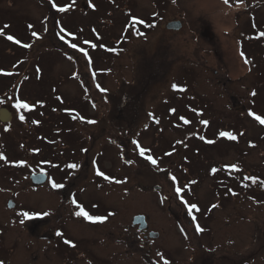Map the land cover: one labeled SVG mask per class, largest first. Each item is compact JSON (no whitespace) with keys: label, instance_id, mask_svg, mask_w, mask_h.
Listing matches in <instances>:
<instances>
[{"label":"rangeland","instance_id":"374dc122","mask_svg":"<svg viewBox=\"0 0 264 264\" xmlns=\"http://www.w3.org/2000/svg\"><path fill=\"white\" fill-rule=\"evenodd\" d=\"M172 20L181 27L166 28ZM206 26L212 39L201 34ZM0 28V119L7 121L0 124V218L13 221L9 264H37L38 241L27 238L21 221L37 218L43 205L68 219L75 182L99 202L97 187L105 183V234L125 230L123 244L132 246L126 253L109 239L104 264H149L127 231L138 213L161 234L153 246L168 248L169 264L185 255L183 225L172 213L215 231L208 218L237 213L238 261L252 254L246 222L251 213L264 218V125L248 113L264 117V0H0ZM18 100L30 108H17ZM234 163L237 169L228 167ZM38 170L51 187H66L32 184ZM219 195L221 211L212 207ZM188 204L199 211L190 215Z\"/></svg>","mask_w":264,"mask_h":264},{"label":"flooded vegetation","instance_id":"af4514ba","mask_svg":"<svg viewBox=\"0 0 264 264\" xmlns=\"http://www.w3.org/2000/svg\"><path fill=\"white\" fill-rule=\"evenodd\" d=\"M208 39H212L210 27H204V31L201 33ZM10 121V120H9ZM2 124V121H0ZM6 123H3V125ZM5 127V126H4ZM3 129V128H2ZM1 132V131H0ZM236 163V162H235ZM234 163V164H235ZM222 165V164H221ZM226 164H224L225 166ZM223 166V165H222ZM38 172L45 174V180L37 184L39 187L47 186L53 192L61 191L63 189H54L51 185H48V174L44 171L38 170ZM105 173V171H104ZM76 185L72 186V190L69 191V196L76 201L73 203L69 217H62L57 207L52 208L53 211H48V206H41L39 210V216L33 219H26L23 222L21 228L27 233V238L31 240L36 238L38 241L37 255L34 256V261H38L37 264H95L94 261H101L105 263V244L109 239L118 243V247L124 248V252L132 246H126L123 243L126 239L123 237V232L118 231L115 235L112 232L105 234V221L104 222H90L84 217H77L76 211H79L77 204L83 206L84 210L93 216H105V183L103 186L97 187L99 190L98 200H89L86 196L87 186H79L80 182H75ZM68 196V197H69ZM221 197V198H220ZM88 199V201L86 200ZM252 201V197H249ZM222 196L219 195L216 207L219 211L222 210ZM14 202L8 199V204ZM229 203V202H228ZM55 204V203H54ZM229 204H232L231 202ZM234 204V203H233ZM60 207V204H58ZM71 207V204H70ZM49 213L45 216L43 213ZM4 216V215H3ZM174 219L178 221V224L183 225L180 230V242L185 250V255L182 256V263L180 264H264V218L257 220L255 215L251 213L250 218L247 217L249 247L252 254H248L245 261H238L236 250V228H237V213H217L215 218H208V226L215 221L218 229H204L208 234L203 232H197L196 224H201L196 219H189L186 214L183 215L173 214ZM176 216V217H175ZM66 217V218H65ZM243 217V216H242ZM3 218V217H2ZM12 218H0V261L3 264H9L13 258L14 241L13 234L9 230V224H13ZM5 220V222H3ZM147 221V219H146ZM258 221V222H256ZM132 223V222H131ZM183 223V224H182ZM140 224L132 223L134 227L132 230H127L128 233L132 231L134 233L133 245L135 248L145 249V260L149 261V264H164L166 258V251H169L165 246H153L154 241L159 240L161 234L155 230L148 229V223L145 228H140ZM185 225V226H184ZM23 231V230H22ZM32 232V233H31ZM57 233H60L58 235ZM177 238V237H176ZM66 240L72 241V244L65 243ZM113 243V246L117 245ZM27 250L29 244L25 245ZM83 251V252H82ZM165 251V252H164ZM253 251L257 252V255L253 254ZM85 253V255H82ZM127 253V252H126ZM133 255H138L139 250H131L129 252ZM160 255H157V254ZM29 252L23 254V261L29 258ZM263 259L260 262H255V257ZM170 262V261H169ZM168 262V264H169Z\"/></svg>","mask_w":264,"mask_h":264},{"label":"snow or ice","instance_id":"6c2138e0","mask_svg":"<svg viewBox=\"0 0 264 264\" xmlns=\"http://www.w3.org/2000/svg\"><path fill=\"white\" fill-rule=\"evenodd\" d=\"M224 2H225V3H228V0H224ZM69 7H70V6L59 7L58 10H59L60 12H65V11L68 10ZM93 7H94V5H93ZM133 19L135 20V17H134ZM139 23H144V22L141 20V21H139ZM7 27H8V25H5V26H4V28H7ZM28 27L31 28L32 25H29ZM4 28H0V35H3V34H4ZM61 31L63 32L64 29H61ZM31 34H32V36H37V33H36L35 31H33ZM68 35H69V36H72L73 34H72V33H68ZM260 35H261V36H264V33H261ZM60 38H61V39H64L63 36H61ZM7 39H8V40H14L15 38H14L12 35H8V36H7ZM15 43L20 44L21 41L18 40V39H15ZM85 43H88V41H85ZM23 46H24L25 48H29V47H31V45H29V44H24ZM71 47L75 49V48H77V44L72 43V44H71ZM93 47H95V45H93ZM79 51L82 52V53H84L85 56L88 55L87 51H86L84 48H79ZM241 55L243 56V53H241ZM244 62H245L246 64L249 63V61H248L247 59H245ZM98 87H99V86H98ZM172 87L175 89V88H177V85L173 84ZM101 91H106V90H105V89H101ZM253 95H255L254 92H253ZM16 107H17V108L28 109V108H30V105H29L27 102H22V101H19V100H18V101L16 102ZM173 111H174V110H173ZM248 114H249L250 116L254 117V119H255L256 121H258L261 125H264V117H262V116H260V115H257L256 113L251 112V111H250ZM24 119H25L24 115H21V116H20V120L23 121ZM181 119H184V118L181 117ZM87 122H88V123H95V121H92V120H89V121H87ZM184 123L187 124V123H190V121L184 119ZM200 123L207 125V124H208V121H206V120H201ZM219 135H220L221 137H228V138L231 139V140H235V139L237 138L235 135H233L232 133H229V132H220ZM200 138H201L202 140L204 139V137H200ZM208 143H213V141H208ZM146 151H148V150L145 149V148H140V155H141V156H144ZM168 155H170V153H168ZM0 158H3L2 154H0ZM147 159L151 162V164H153V165H156V164H157V160L154 159L152 156H150V155L147 156ZM128 163H132V161H128ZM68 167H69V168H73V169H75V168H78L79 165H76V164H70V165H68ZM228 167H230V168H232V169H237V165H235V164L228 165ZM212 171L215 172L216 169L213 168ZM97 174L100 175V176H103L106 180H109V181L112 180V178L107 177V176L105 175V173L102 172V171H99V169H97ZM171 179H172L173 181H175V180H176V177H175V176H172ZM249 179H252L253 182L256 181V178H255V177H249ZM115 182H116V183H121V181H118V180L115 181ZM193 183H194V182H193ZM262 183H264V182H262ZM52 187H53V188H62V187H64V185H63V184L56 183V182L53 181V183H52ZM182 191H183V189L180 188V187H176V188H175V192H176L177 195H179ZM181 200L183 201V197H182V196H181ZM72 202H73L74 204H76V201H75V200H73ZM184 203L187 204L186 201H184ZM77 207L79 208V211H76V212H75V215H76L77 217H84L86 220H88V221H90V222H93V223H95V222H101V223H102V222H104V221L107 220V216H93V215H90L87 211H85L84 208H83V206L77 204ZM187 207H188V212H189L190 215L192 214V212H193L194 209L197 210V211H199V209H198V207H197L196 204H188ZM212 207L214 208V207H216V205H213ZM22 215H23L25 218H30V215H29V213H27V212L23 213ZM37 215H39V214H37ZM43 215L47 216V215H49V213L45 212V213H43ZM109 215H113V214H112V213H109ZM192 219L195 220L196 217L193 216ZM21 223H23V220L21 221ZM195 230H196L197 232H201V231H203V229L200 227L199 224H196V229H195ZM57 234L60 235V233H57ZM65 243H67V244H72V241H70V240H66ZM157 255H160V254L158 253ZM0 264H3V262L0 261ZM164 264H168V261L165 260V261H164Z\"/></svg>","mask_w":264,"mask_h":264},{"label":"water","instance_id":"95a60500","mask_svg":"<svg viewBox=\"0 0 264 264\" xmlns=\"http://www.w3.org/2000/svg\"><path fill=\"white\" fill-rule=\"evenodd\" d=\"M180 25H181L180 21H170V22L167 23V28L178 29L180 27ZM45 177H46L45 174H42V173H32L30 175V179L34 183H40V182L44 181ZM9 205L11 206L12 204L9 203ZM132 222L134 224L141 223L140 224V228H145L146 227L145 217H144L143 214L135 215L133 217Z\"/></svg>","mask_w":264,"mask_h":264},{"label":"trees","instance_id":"16d2710c","mask_svg":"<svg viewBox=\"0 0 264 264\" xmlns=\"http://www.w3.org/2000/svg\"><path fill=\"white\" fill-rule=\"evenodd\" d=\"M10 72V71H9ZM17 87H19V86H17Z\"/></svg>","mask_w":264,"mask_h":264}]
</instances>
